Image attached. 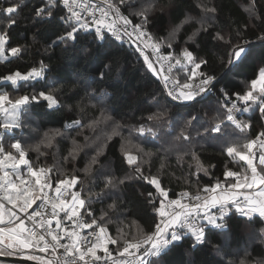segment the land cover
I'll return each mask as SVG.
<instances>
[{
  "label": "trees",
  "instance_id": "trees-1",
  "mask_svg": "<svg viewBox=\"0 0 264 264\" xmlns=\"http://www.w3.org/2000/svg\"><path fill=\"white\" fill-rule=\"evenodd\" d=\"M141 1L128 0L133 7L125 10L121 5V11L133 23H139L141 18L129 13L149 9L151 22L147 31L153 43L160 44L163 53L176 61L187 48L195 58L205 61L191 80L185 73L177 74L178 66L173 76L180 84H194L200 79L201 71L214 76L212 91L184 104L173 102L169 115L160 120H147L149 115L159 111L153 107L152 97L162 101L170 98L160 78L149 70L131 43L119 42L107 35L105 42L97 45L90 33L92 30H81L76 33L77 41H68L65 46L59 37L66 35L69 29L60 17L68 14L59 0L53 16L43 20L35 17L34 9L46 6L48 0H24L16 15L17 24L10 29L6 25L7 17L0 13V34L9 33L6 48L21 49L17 56L5 52L0 59V93L7 91L13 98L44 91L53 95L60 106V111H54L46 107V101L40 102L45 107L36 106L34 102L33 111L22 117L25 126L16 130V138L28 150L26 158L34 167L50 169L53 182L69 175L79 178L76 190L85 200L83 218L90 222L95 217L111 236L121 238L120 244L109 245L114 253H117L116 248L123 247V239L135 237L134 228L141 234L136 238L151 233L159 220L157 209L163 199L147 180L135 178L138 176L133 171L135 165H128L127 155L143 160L142 165L137 163L143 175L149 179L155 177L169 197L177 191L203 192L217 181L227 186L224 176L227 171L243 173L247 165L238 156L229 157L227 149L255 139L264 130V118L257 104L241 117V121L249 125L244 132L224 121L226 113L222 107L225 95L242 102L237 96L247 93L251 81L258 78V67L264 65V38H261L264 37V0H149L147 5H144L146 1ZM0 3L7 6L19 0H0ZM207 8L215 11L207 12ZM176 27L178 31L173 37L169 30ZM237 44L244 46V51L229 64V55ZM85 48L90 50L87 55ZM42 63L47 66L43 80L18 81L13 86L2 79L16 71L27 74L33 68L40 70ZM100 73H106L103 79ZM105 111L112 119L102 123L99 118ZM192 117L196 119L187 125ZM3 119L1 115L0 122ZM77 120L83 128L75 126ZM114 122L121 125L120 133L138 142L140 151L125 149L120 134L109 136L107 130L114 127ZM218 123L220 130L214 131ZM141 124L151 127L156 135L148 132L139 135L137 129ZM57 130L59 135H55ZM98 130L104 135L103 140L99 138L100 162L85 171L83 156H77L74 161L70 154L75 145L95 144L94 140L102 136L98 135ZM181 131L190 136V141L177 139ZM45 133L49 134L51 144L45 141ZM170 139L179 142L170 143ZM11 142L7 137L3 141L7 151H14L10 148ZM36 145H40L39 151L35 150ZM95 151L90 152L91 156ZM256 156L258 160L259 154ZM109 175L124 179L125 183L117 189L104 188ZM86 209L93 216H88ZM243 219L232 218L226 232L212 230L210 243L198 246L192 256L188 255L192 249L186 240L182 247L163 257L164 264H188L189 260L194 264H241L242 261L264 264V233L261 231L264 219L257 216L254 221L242 224ZM217 249L221 254H217Z\"/></svg>",
  "mask_w": 264,
  "mask_h": 264
},
{
  "label": "snow or ice",
  "instance_id": "snow-or-ice-1",
  "mask_svg": "<svg viewBox=\"0 0 264 264\" xmlns=\"http://www.w3.org/2000/svg\"><path fill=\"white\" fill-rule=\"evenodd\" d=\"M23 3L24 0H19V3H9L7 6L0 3V13L7 17L6 25L9 29L17 24L16 15ZM62 4L69 13V15L60 17L69 29L66 31V35L59 37V41L65 46L68 41H77L76 33L81 30L90 32L94 26V30L90 33L97 45L105 42L108 33L119 41H123L127 37L129 41L136 44V49L143 56L148 68L155 71L153 61L148 55H145L142 47L145 40L152 39L147 31L151 22L149 9L143 8L140 11L129 13V15L141 18L139 23H133L121 11V5L124 6L125 10L133 7L128 3V0H115V2L102 0L100 5L89 4L87 0H82V6L78 0H62ZM56 6L57 0H48L46 6L35 7L34 15L40 20H43L44 17L51 18ZM205 10L207 12L215 11L214 8ZM84 12H88L91 20L82 17ZM97 12L99 15L96 14ZM8 34V32L0 34V57H3L5 52L17 56L21 51L19 47L6 48ZM218 39H224V37L218 36ZM167 46L172 47L171 44ZM152 48L156 62L162 64L164 61H170L169 56L160 52L159 43L153 44ZM83 51L87 55L90 50L85 48ZM243 51L244 46L239 44L232 48L228 58L229 64L239 59ZM183 55L186 60L191 62V69L188 74V79L191 80L205 61L195 58L187 48L184 49ZM175 63L180 64L181 62L177 59ZM46 67L42 63L40 70L33 68L27 74L16 71L2 79L4 82H10L13 86H16L18 81L43 80ZM105 67L108 66L105 65ZM171 67L172 63L169 62L168 68L171 69ZM108 70L111 71V68L109 67ZM257 71L258 78L251 81V87L247 93L237 96V99L243 102L242 108L238 107L236 103H231L227 95H225L222 105L226 108L227 121L233 123L241 132H244L249 125L243 121H238L235 113L248 112L252 105L258 104L261 118H264V65H260ZM104 75L106 73H100L101 79ZM213 82L214 76L205 74L203 71L200 72L199 84L196 87L187 82L169 87L168 80L165 78L164 87L168 89L167 96L170 99L162 101L153 96V107L159 111L149 115L147 120L164 119L172 110L173 102H177L175 104L178 105L194 101L201 94L212 91ZM254 92H258V95L254 96ZM41 101L47 102L46 107L48 109L60 111L57 100L53 95L44 91H34L31 95H17L13 98H10L7 91L0 93V114L4 117L3 121L0 122V257H18L23 261H35L36 264H99L101 261L103 264H164L163 257L170 254L174 249L182 247L186 240L190 242L192 249L188 255L192 256L198 246L210 243L212 230L228 231L230 220L236 216L244 218L240 222L242 224L254 221L257 216L264 219V130L260 131L255 139L227 149L229 157L238 156L247 167L243 173L238 171L225 172L227 187H223L217 181L214 186L203 189V192L208 195H201L199 191L195 195L181 192L179 198L169 199V193L161 188L159 181L155 177L150 179L145 177L141 171V166L136 162V158L127 155L128 165H135L133 171L138 174L135 178L147 180L156 188L159 196L163 199L157 209L159 220L154 224L151 233L142 238L123 239V247L115 249L118 256L123 257V259L113 258L109 245L120 244L121 238L111 236L105 226L98 223L95 217L90 222L81 218L80 210L85 208V200L81 199L78 191H69L77 184V178L60 179L56 181L53 188V178L47 174L50 169L35 168L26 158L28 150L22 146V141L16 138V130L23 129L25 126L22 117H26L29 112L33 111L34 102L36 106L45 107L40 103ZM104 119L111 120L112 117L104 116ZM195 119L196 117H192L186 122L187 125H191ZM74 124L78 129L84 126L79 120L75 121ZM120 128L121 125L114 122L112 134L119 135ZM137 130L142 135L145 132L156 135L151 127H145L143 124ZM213 130L219 131L220 124H216ZM59 134V130H57L55 135ZM6 137L13 141L10 143V148L14 151L6 150L3 143ZM180 138L184 141H190V136L183 131L177 137V139ZM45 141L51 144L48 133H45ZM254 148L259 150V171L257 163L254 162L257 160L256 152L253 151ZM35 150L39 151L40 145H36ZM79 151L81 148L76 145L73 153L70 154L71 160H75ZM100 155L101 151L98 147L91 156L90 165L98 164ZM146 155H150V153H146ZM21 166H25L27 175L34 180L25 177L20 171ZM89 170L90 168L85 169V171ZM248 172L251 173L250 176L247 174ZM229 177L233 180L228 181L227 178ZM124 183V179H117L109 175L103 187L117 189L119 185ZM46 189L53 191L54 195L50 196ZM240 189L249 191L240 194ZM101 194L107 195V193ZM151 195L152 193H149V196ZM66 196H70V199H66ZM185 199L194 201V203H183L182 201ZM170 207L174 209L171 212L168 211ZM86 212L88 216H93L90 210L86 209ZM65 221L72 223L69 225ZM85 229L93 230L82 234ZM261 231L264 233V229ZM60 249H63L62 253L59 251ZM100 252L104 255H98ZM41 253L44 255H40ZM217 254H221L220 249H217ZM188 264H194V261L189 260ZM241 264L244 262L242 261Z\"/></svg>",
  "mask_w": 264,
  "mask_h": 264
},
{
  "label": "built area",
  "instance_id": "built-area-1",
  "mask_svg": "<svg viewBox=\"0 0 264 264\" xmlns=\"http://www.w3.org/2000/svg\"><path fill=\"white\" fill-rule=\"evenodd\" d=\"M59 1H60L61 5L63 6V4H62V0H59ZM78 2H81V6H82V0H78ZM87 2H88L89 4H97V5L102 4V0H87ZM113 2H114V0H113ZM63 8H64V7H63ZM64 9H65V8H64ZM65 10H66V9H65ZM66 12H67V10H66ZM122 13H123V12H122ZM67 14L69 15V13H67ZM96 14L99 15L98 12H97ZM123 14H124V13H123ZM124 15H125V14H124ZM125 16H126V15H125ZM82 17H83L84 19H86V20H91V17L89 16L88 12H84V13H82ZM91 30H94V26H92V29H91ZM107 35L110 36L111 38L115 39V37H112L110 33H108ZM115 40H116V39H115ZM117 41H119V40H117ZM119 42H127V43H131V44L136 48V44H134V43H132L131 41H129V40L127 39V37H125L123 41H119ZM142 47L144 48L145 55H148V56L150 57V59L153 61L154 65H155L156 69L160 72L159 75H158V77L160 78V80H161V82H162V84H163V87H164V84H165V78H167V80H168L169 87H172V86H174V85H178V84H180L179 81L177 80V78H175V77L173 76V73H174V71H175L176 68H177V64L175 63V60H174V59H172V58L170 57V61H164V62L161 64L160 62H156V61H155V56H153V48H152V46H150V44L148 45V44H146L145 41H144L143 44H142ZM136 51H137V49H136ZM160 52H161L162 54H164L165 56H169V55L163 53L161 50H160ZM137 54L139 55L140 58H142V59L144 60L143 56L140 55L139 51H137ZM169 62L172 63V67H171V69L168 68V64H169ZM199 80H200V79H198L197 82H195L194 84H192V86H193V87L198 86V84H199ZM164 89H165V93H166V95H167V90H168V89L165 88V87H164ZM204 95H206V94H201V96H204ZM169 98H170V97H169ZM230 101H231V103H236V104L238 105V107H241V108L243 107V102H238L237 100H233V99H230ZM257 106H259V105L257 104ZM225 110H226V108H225ZM243 114H244V112H242V111H241V112H237V113H235L236 119H237L238 121H241V117H242ZM1 115H2V114H0V116H1ZM224 121L227 122V123H229V124H231V125H233V126H235L233 123L227 121V119H226V114H225V117H224ZM235 127H236V126H235ZM253 151L256 152V154H259V150H258V149H255V148H254ZM39 168H41V167H39ZM47 174L51 176L50 172H48ZM249 176H250V175H249ZM51 177H52V176H51ZM70 178H72V177H67V178H65V179H70ZM55 183H56V182H53V188L55 187ZM222 186H223V185H222ZM223 187H227V186H223ZM46 191H48V194H49L50 196H53V195H54V192H53V191H51V190H47V189H46ZM69 191H78V190H76V185H75L73 188H71ZM246 191H248V190H246V189H240V190H239V193H240V194H244ZM78 192H79V191H78ZM181 192H187V191H177L173 196L169 197V199H176V198H179V194H180ZM188 193H189L190 195H195V194H196V193H190V192H188ZM200 194H201V195H208L207 193H204V192H200ZM79 195H80L81 199L84 200V198L82 197V195H81L80 192H79ZM66 199H70V196H66ZM182 202H183V203H194V201H189V200H187V199L183 200ZM37 203H39V201H37ZM164 203H167V201H164ZM34 207H35V205H34ZM82 210H83V208L80 210V216H81L82 219H84V218H83V214H82ZM173 210H174V209H173L172 207L168 208V211H169V212H171V211H173ZM175 210H178V209H175ZM213 211H215V209H213ZM61 215H63V214L61 213ZM65 223L71 225L72 222H71V221H65ZM53 227H55L54 224H53ZM92 230H93V229H85V230L82 232V234H86L87 232H90V231H92ZM61 243H64V241H61ZM59 251L62 253V252H63V249H60ZM98 255H101V256H102V255H104V254H103L102 252H100V253H98ZM112 256H113V258H116V259H123V257H119L118 254H117V253H114V252H112ZM99 264H103V261L99 262Z\"/></svg>",
  "mask_w": 264,
  "mask_h": 264
},
{
  "label": "rangeland",
  "instance_id": "rangeland-1",
  "mask_svg": "<svg viewBox=\"0 0 264 264\" xmlns=\"http://www.w3.org/2000/svg\"><path fill=\"white\" fill-rule=\"evenodd\" d=\"M144 1H146V3L144 4V5H147L150 1L149 0H143V1H141V2H143L144 3ZM190 20V19H189ZM199 22H203L202 20H199ZM178 31V29H177V27L176 28H174V29H170L169 30V33H170V35L171 36H175V34H176V32ZM145 43L146 44H150V46H152L154 43H153V41L152 40H145ZM9 54H10V52H8ZM5 55V54H4ZM169 55V54H168ZM182 57H180L178 60H180V64H177V67L179 66L180 68L178 69V71H177V74H179V73H185L186 75H188L189 74V72H190V69H191V62L190 61H188V60H186L185 59V57H184V55L182 54L181 55ZM169 57H171L170 55H169ZM1 58H3V57H0V59ZM182 66H186V67H182ZM177 69V68H176ZM37 70H39V69H37ZM159 71L157 70V71H153V74H155L156 76H158L159 75ZM180 75V74H179ZM192 78H194V77H192ZM178 81H179V79H177ZM182 80V79H181ZM194 80V79H193ZM183 81H185V79L183 80ZM197 82V81H196ZM179 83H180V81H179ZM258 95V92H256L255 94H254V96H257ZM224 103V102H223ZM224 108V107H223ZM225 113H226V110H225ZM104 116H108V113H106V111H105V113L99 118L100 120H102V123H104L105 122V119H104ZM172 126V125H171ZM216 127V126H215ZM215 127L213 128V129H215ZM237 128V127H236ZM109 130H107V131H109V136H111V135H113L112 134V130H113V127L112 128H108ZM121 131L123 132L124 130L123 129H121ZM97 133H98V135H102L103 133L101 132V130H98L97 131ZM105 133H108V132H105ZM124 133V132H123ZM146 133V132H145ZM144 133V134H145ZM126 134V133H125ZM143 134V135H144ZM120 135H121V137H122V140H123V143H124V148L126 149V147H129V148H131V150L132 151H140L141 149V147H140V145L139 144H137V143H135L133 140L131 141L129 138H127V135H124V134H122V133H120ZM139 135H141V136H143L141 133H139ZM103 137H104V135H102V136H100V137H97L95 140H94V142H95V144H93L92 142H88V143H86L87 144V146L85 147V144L84 145H82L80 148H81V151H79V153H77L76 154V157L77 156H83V158L85 159V165H84V167H85V169L86 168H90V169H93V167H94V165H90V161H91V153L90 152H92V151H95V149H97L98 147H99V138H101L102 140H103ZM130 138H132L131 136H130ZM179 142L178 140L177 141H175V140H173V139H170V143H172V142ZM135 145H134V144ZM76 146V145H75ZM75 146L73 147V149L75 148ZM182 147V145H180L179 146V148H181ZM73 151V150H72ZM182 151H184L183 149H182ZM73 153V152H72ZM144 154H142L141 156H143ZM77 158H75V160H76ZM74 160V161H75ZM74 161H73V164H74ZM136 162L137 163H139L140 165H142L143 163H144V161L143 160H141V159H137L136 160ZM258 165V164H257ZM46 170H48L47 168H45ZM67 177H76L77 178V181H79V178L76 176V175H69V176H67ZM67 177H65V178H67ZM134 231H135V233H136V235H135V238L136 237H139L141 234H140V232L139 231H137V229L136 228H134ZM248 238H250L249 236H248ZM241 251H242V249H241ZM234 253H236V252H230L229 254L231 255V254H234ZM236 254H234V256H235Z\"/></svg>",
  "mask_w": 264,
  "mask_h": 264
},
{
  "label": "water",
  "instance_id": "water-1",
  "mask_svg": "<svg viewBox=\"0 0 264 264\" xmlns=\"http://www.w3.org/2000/svg\"><path fill=\"white\" fill-rule=\"evenodd\" d=\"M40 255H43V253ZM0 262L8 264H36L35 261H23L18 257H0Z\"/></svg>",
  "mask_w": 264,
  "mask_h": 264
},
{
  "label": "crops",
  "instance_id": "crops-1",
  "mask_svg": "<svg viewBox=\"0 0 264 264\" xmlns=\"http://www.w3.org/2000/svg\"><path fill=\"white\" fill-rule=\"evenodd\" d=\"M147 65V64H146ZM148 67V66H147ZM150 70V69H149ZM152 73H153V70H150ZM155 71H157V69H156V67H155ZM257 164H258V160H257ZM35 168H39V167H35ZM9 171H10V169H8ZM20 171L25 175V177L27 178V179H29V180H34V178H32V177H30V176H28L27 175V170H26V168H25V166H21V168H20ZM258 171H259V165H258ZM250 175H251V173H250ZM13 179H14V177H13ZM249 191V190H248ZM44 255V254H43ZM0 264H8V263H1L0 262Z\"/></svg>",
  "mask_w": 264,
  "mask_h": 264
}]
</instances>
